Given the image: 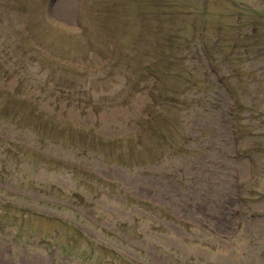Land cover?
I'll use <instances>...</instances> for the list:
<instances>
[{
    "label": "rangeland",
    "instance_id": "374dc122",
    "mask_svg": "<svg viewBox=\"0 0 264 264\" xmlns=\"http://www.w3.org/2000/svg\"><path fill=\"white\" fill-rule=\"evenodd\" d=\"M136 2L0 0V91L7 95L4 87L10 86L27 96L24 111V106H37L39 113L65 119L62 124L67 127L73 128L68 120H74L77 127L89 130L83 140L76 132H58L42 141L19 121L0 119V137L94 170L116 187L85 185L79 199L54 194L48 186L73 194L79 181L54 165L40 163L38 157L29 163L7 158L5 141H0V186L14 199L32 201L30 207L41 213L73 220L99 242L142 264H264V147H257L248 135L253 148L236 133L240 123L241 134L250 131L264 144V48L243 55L240 62H224L215 69L213 81L204 84L207 92L193 90L187 99L177 101L180 113L170 118L179 120L180 132L189 138L188 153L147 163L151 156L134 143L107 147L106 156L95 149L73 148V139L91 148L94 131L112 139L145 136L144 123L155 102L150 90L159 88L162 80L152 76L138 85L142 76L137 73L142 75V69L164 54L149 49L147 38L137 48L133 64L124 58L123 49L139 39L146 23L143 0L138 7ZM213 10L220 12L215 5ZM169 62L167 57L159 61L163 67ZM203 71L208 73L209 68H201L205 76ZM55 74L76 77L78 87L56 80ZM65 90L69 99L62 97ZM239 102L244 103V113ZM11 105L0 100V111L12 115L18 108ZM178 135L177 129L174 139ZM129 144L133 149L127 148ZM3 158L12 162L5 167ZM128 197L159 206L175 221L137 207ZM37 227L49 228L45 223ZM8 239L0 235V264H80L33 246L18 251Z\"/></svg>",
    "mask_w": 264,
    "mask_h": 264
},
{
    "label": "trees",
    "instance_id": "16d2710c",
    "mask_svg": "<svg viewBox=\"0 0 264 264\" xmlns=\"http://www.w3.org/2000/svg\"><path fill=\"white\" fill-rule=\"evenodd\" d=\"M250 13L252 14L251 10ZM171 18L172 21L175 20L174 16ZM166 23L167 20L165 19L163 21V24L166 25ZM169 40H171V42ZM163 42L165 43L164 47L167 52L166 55L167 57H170L169 63H171V57L177 58V54L175 52L182 50L183 43L178 41V39L176 38L171 39V36H168V38L163 37ZM250 45L257 46L258 43L252 42V44ZM228 47L230 46L228 45ZM236 48L237 44L235 42L231 45V49L235 50ZM173 52L175 53V55L173 54ZM131 58H135V56L131 55ZM180 61H182V59H180ZM174 63H176V61ZM153 67L149 68L155 70L157 72L156 74L160 76L163 72L162 68H158L156 66ZM170 75L173 77H178L180 73H170ZM178 79H185V76ZM187 80L195 82L188 77ZM150 131L151 132L149 133L151 135L153 130L150 129ZM74 175H78L77 177L82 176L84 179H90L91 181H96L98 184H100V181L97 180L99 178H97L93 173L87 172L85 170H74ZM4 202V198L0 197V228L2 230L10 229V234L15 236V241H18V238H21L22 240L18 241L19 244L22 242L28 243L30 239L33 238L29 234L37 231L34 230L33 224L36 218H39L46 220V222L53 229L48 231H40L37 237L43 236L44 240H49L47 244L50 245L51 248L57 247L62 254L72 255L80 259L85 264H138L129 261L127 257L119 254L116 250L105 245H100L96 240H93L92 238L86 236L74 224H71L62 219L50 218L33 211L29 212L26 210H22L18 206L6 204ZM14 228H16L15 231L13 230Z\"/></svg>",
    "mask_w": 264,
    "mask_h": 264
}]
</instances>
